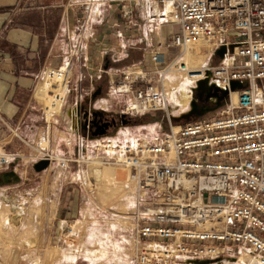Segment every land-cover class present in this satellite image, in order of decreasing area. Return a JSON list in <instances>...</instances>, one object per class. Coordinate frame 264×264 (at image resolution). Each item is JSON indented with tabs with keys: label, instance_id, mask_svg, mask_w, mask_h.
I'll return each mask as SVG.
<instances>
[{
	"label": "built area",
	"instance_id": "built-area-1",
	"mask_svg": "<svg viewBox=\"0 0 264 264\" xmlns=\"http://www.w3.org/2000/svg\"><path fill=\"white\" fill-rule=\"evenodd\" d=\"M107 2L122 5L127 23L139 8L148 20L178 28L170 46L179 52L163 70L158 68L164 57L155 53L154 70L132 66L113 82L112 92L129 98L125 115L165 112L172 126L163 80L173 69L187 72L193 89L208 80L229 91L230 100L210 120L171 127L162 136L105 142L109 158L103 163L123 167L134 189L127 213L134 245L131 264H264V38H257L264 33V0H87L77 24L100 18L96 9ZM198 40L207 43L201 49L208 50L209 58L223 45L227 52L220 64L203 66L194 75L179 59ZM45 72L65 74L63 65ZM153 75H159L157 81ZM234 82L244 88L232 91ZM89 124L84 120L87 131ZM83 147L81 143L79 159ZM11 162L12 156L0 154V171ZM244 255L247 261H241Z\"/></svg>",
	"mask_w": 264,
	"mask_h": 264
},
{
	"label": "crops",
	"instance_id": "crops-1",
	"mask_svg": "<svg viewBox=\"0 0 264 264\" xmlns=\"http://www.w3.org/2000/svg\"><path fill=\"white\" fill-rule=\"evenodd\" d=\"M86 1L0 0V151L13 156L10 164L19 163L12 167L8 165L0 171V189L5 192L2 197L6 198L9 194L20 197L21 192L17 195V192L10 191L16 188L26 191L23 195L28 196L31 191L43 189L47 184L50 188L49 177L42 175L46 168L36 167L40 163L37 160L44 153L38 154L27 148L37 143L40 145L43 136H56V125H69V130L74 121L76 131L73 134L63 132L66 137H60L64 150H60L59 144H52L53 152L66 157H77L80 144L89 141L81 136V131L86 136L93 134L84 126V115L86 112L92 114V104L81 112L82 102L78 96L67 97L70 100L66 108L69 124L63 116H58L60 121L54 122L53 126L47 121L43 104L36 97L37 87L46 70L71 61L72 89L78 91L87 81L85 91H88L95 83L101 82L96 92L98 95L104 87L102 79H107L112 85L115 76H118L114 74V69L104 64L108 56L112 60L140 63L134 66L144 64V67H150L151 57L155 53L164 57L166 65L179 52L170 46L177 27L150 21L146 12L139 8L133 9L130 24L123 20L121 4L107 2L100 10V18L90 25H78L77 20L83 16L82 5ZM257 38H264V33L257 35ZM205 52L208 53V50ZM123 134L119 137L107 136L105 140L117 137L121 140ZM65 182L70 183L64 181L63 184ZM9 196V201H13Z\"/></svg>",
	"mask_w": 264,
	"mask_h": 264
},
{
	"label": "rangeland",
	"instance_id": "rangeland-1",
	"mask_svg": "<svg viewBox=\"0 0 264 264\" xmlns=\"http://www.w3.org/2000/svg\"><path fill=\"white\" fill-rule=\"evenodd\" d=\"M100 10H96V15L99 14ZM199 43L206 44L204 41H199ZM205 50L204 48H200L196 52L198 54H206ZM198 56L196 55L195 57L198 58ZM209 59L207 64L211 66L221 63V58L216 55V52ZM169 63L159 67L158 70H163ZM104 64L108 65L109 69H114V74L117 73L116 75L119 76L128 68L140 63H132L130 60H112V57L108 56V61ZM66 65H63V68L66 69ZM142 65L144 66V64ZM147 68L148 70L151 69L150 67ZM46 73L44 72L43 80L37 87L36 97L43 104V112L47 121L53 126V123L59 120L58 116H63L66 120L69 119L66 115V112H68L66 108L70 104V100H66L63 113L54 112L52 118L49 120L48 107L50 106V102L46 98L48 94H55L58 90L55 87L59 88V85L57 83V76L53 77L49 76V74L45 76ZM167 74L165 79L172 78V72ZM178 74L177 79L172 78L173 81L180 79L189 84V77L185 74V76L181 73ZM118 76H115L114 80ZM158 77L159 75H153L152 80L157 81ZM102 80L105 82L104 87L98 95L96 92L101 82L95 83L92 89L85 91V88L88 86V82L85 81L82 83L81 89L74 91L69 81L71 91L69 95L72 98L78 96L79 100H81L83 105V107L82 105L80 107L81 112L87 109L91 103L92 112H103L108 116L115 117L125 115L123 111L130 102L129 98L115 95L111 89L112 85L108 83V80L105 78ZM175 84L172 83L170 89L175 87V90H173L174 94L179 96L180 92H178ZM43 91L47 94H44ZM189 103L181 111L172 113L174 115L172 125L175 128L195 121L210 120L218 116L230 104V100L228 98L217 99L215 97H206L204 94L200 96L198 92L193 90V97ZM125 116L129 118V123L119 124L117 128L103 135L95 136L90 133L86 136L81 131V136L88 138L86 140L89 141L84 143L86 147L85 158L80 163L76 161L79 159L78 156L71 158L62 156L57 151L53 152L54 147L52 145L59 144L60 150H64V142L61 141L60 137H66L63 132L70 131L73 134L76 131L74 130V119L72 120L73 129L69 128L68 130L67 127L69 125L64 126L60 123L61 125H54V129L57 131L56 136H43L42 140L49 142V147L46 150L41 145H38V143L32 145V148H27L37 151L38 154L39 152L44 153L40 156L42 158L37 160V163H40L36 167L37 169L46 168V172L42 175L45 178L49 177L50 188L48 189L47 184L43 189L31 191V195L29 196L23 195L26 191L21 189L10 190L17 192V195L21 192L20 197L6 194L13 201H9L7 197H2L5 192L0 189V264H33L34 262L47 264L44 261L43 255L45 250L57 246L63 250L65 256L72 255L74 258L66 256L62 262L56 264H131L134 245L127 213L134 202L133 188L130 185L128 187V194L121 197V199L118 198L119 200L113 199L114 201L107 200L105 203L101 202L98 198V193L102 192V184L98 182L94 174L95 168L92 165L90 166L87 160L94 158L103 162L108 160L109 155L105 153L106 149H104V144L107 141L105 138L107 136L117 135L119 137L121 133H124L121 137L122 142L127 138L132 139L133 137L134 139L150 138L156 135L162 136L167 134L172 126L165 112ZM118 137L115 139H118ZM98 147L100 151L96 150ZM2 153L5 152L1 150L0 154ZM47 153L52 155V159H47L45 156ZM59 158L73 159L74 161L64 164L59 162ZM13 159L12 156V161ZM18 164L16 161L15 164H9V166H17ZM104 166L123 170V167L113 164L104 163ZM64 181H70V183L66 184L65 182L63 184ZM4 199L5 201L7 200L8 204L4 202ZM77 222L79 223V229L74 237L75 239L72 240L63 236L64 224H74Z\"/></svg>",
	"mask_w": 264,
	"mask_h": 264
},
{
	"label": "bare ground",
	"instance_id": "bare-ground-1",
	"mask_svg": "<svg viewBox=\"0 0 264 264\" xmlns=\"http://www.w3.org/2000/svg\"><path fill=\"white\" fill-rule=\"evenodd\" d=\"M97 9L100 10L99 8H97ZM199 41H201V40L194 41V42H191L190 44H188L184 49L183 55L179 59V63H184L189 70L194 72V75L198 74L200 72V69L203 66H208L207 62L209 59V54L208 53L198 54V52H196L202 46L205 45L203 43H199ZM204 43H205V41H204ZM196 55L197 56L199 55L198 58L195 57ZM66 66H67L66 69L63 68L65 70V74H63L62 76H59L57 74L52 75L50 72H47L49 74V76H53V77L57 76L58 77V80H57V78H55V79L57 80V83L59 85L58 86L59 88L55 87L56 89H58L56 91V93L53 95L48 94L47 98H46L50 102V106L48 107L49 120H50V118H52L54 112L61 113L63 111V107L65 105L64 102H65L66 97L68 96V90L70 88L69 87V81H70L69 79H70V76L72 75L71 74L72 73V66H71V63H68ZM171 72L173 74V75L171 74L173 79H177V77L179 75L178 73H181L183 75L185 74L187 77H189V84H188V82L182 81L180 79L173 81L172 78L165 79L166 78L165 77L163 80L166 93H168L167 96L169 95V97L171 98L170 99L168 97L169 104H170L169 112L172 116H174L172 113L179 112L182 109L186 108L188 104H190L189 102L191 101V99L193 97V90L195 91L196 88L193 89V87H192L193 79L189 76V74L187 72L184 73V72H180L178 69H173L167 73H171ZM172 83H176L175 86H177L178 92H180L179 96L174 94L173 90H175V87L174 88L172 87V89H170L172 86ZM43 92H44V94L46 93L45 91H43ZM57 94L60 95V98L56 97ZM237 99H238L237 93L233 92L231 94V100L233 101V103H236ZM171 100H172V103H171ZM70 123H71V121H70ZM70 127H72V126H70ZM172 127L174 129L178 128V127L175 128L173 125H172ZM128 139H131V138H127L125 140H128ZM115 140L121 141L118 139H115ZM40 145L43 149L46 150V148L49 147V142L47 140H44V141L42 140ZM85 148L86 147L82 148L83 158L80 159V161L85 158L84 157ZM109 152H111V151L109 150ZM8 158L10 159L11 155H8ZM59 160H62V158H59ZM87 161L90 163L89 164L90 166L92 165L95 168L94 174H95L98 182H100L102 184V192L98 193L99 194L98 198L100 199L101 202L105 203L107 200L114 201L113 199H116V200L118 198L121 199V197H124L126 194H128V187L130 186V182H129L128 172L124 168H123V170L122 169L117 170V168L115 169L113 167L104 166L103 161H101L99 159H95V158L91 159V160H87ZM101 167H103V168H101ZM80 174H81V171H80ZM129 190H130V188H129ZM133 191H134V189L132 190V194H133ZM129 192H131V191H129ZM6 201L4 199V202H6ZM78 229H79V223L78 222L74 223V224L65 223L64 227H63V236H66L68 239L74 240L76 233H78L77 232ZM94 237H95V235H94ZM72 242L74 243V241H72ZM72 242H70V243H72ZM70 246H71V244H70ZM72 247H73V244H72ZM43 255H44V261H46L47 264H56V263L62 262L64 257L68 256V255L65 256L63 250L61 248H59L58 246L53 247V248H47ZM70 256H72V255H70ZM70 256H68V257H70ZM72 257H70V258H72ZM248 259H249V256L244 255L241 258V261H247ZM33 264H38V263L34 262Z\"/></svg>",
	"mask_w": 264,
	"mask_h": 264
},
{
	"label": "water",
	"instance_id": "water-1",
	"mask_svg": "<svg viewBox=\"0 0 264 264\" xmlns=\"http://www.w3.org/2000/svg\"><path fill=\"white\" fill-rule=\"evenodd\" d=\"M230 51L233 50L232 47L229 48ZM227 52V47L225 45L221 46L219 49L216 50V55L220 58H223L224 55ZM244 88V85L238 82H234L231 85V90L235 91L236 89H241ZM196 92L199 93V95H203L205 93H208V97H215L217 99H227L228 95H229V91H224L219 89L218 87L214 86V85H209V81L208 80H203L200 81L198 83L197 88L195 89ZM93 115H96L93 114ZM125 115H122L121 118H125ZM84 120H85V124H88L89 121V112H86L84 115ZM105 131H103L102 133H98L97 131H95L93 133V135L97 136L99 134H104Z\"/></svg>",
	"mask_w": 264,
	"mask_h": 264
},
{
	"label": "flooded vegetation",
	"instance_id": "flooded-vegetation-1",
	"mask_svg": "<svg viewBox=\"0 0 264 264\" xmlns=\"http://www.w3.org/2000/svg\"><path fill=\"white\" fill-rule=\"evenodd\" d=\"M204 96L208 97V93H205ZM95 113L96 115H93ZM89 122L91 132L94 133L95 131H97L98 133H102L103 131H105V134L110 130L117 128L119 124L129 123L130 120L128 117L121 118L108 116L103 112H92V114L89 113Z\"/></svg>",
	"mask_w": 264,
	"mask_h": 264
}]
</instances>
